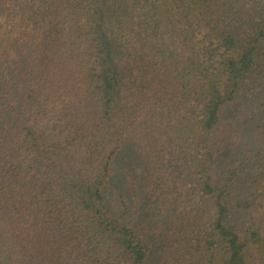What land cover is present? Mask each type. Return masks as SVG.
I'll list each match as a JSON object with an SVG mask.
<instances>
[{
	"label": "trees",
	"instance_id": "16d2710c",
	"mask_svg": "<svg viewBox=\"0 0 264 264\" xmlns=\"http://www.w3.org/2000/svg\"><path fill=\"white\" fill-rule=\"evenodd\" d=\"M0 264H264V0H0Z\"/></svg>",
	"mask_w": 264,
	"mask_h": 264
},
{
	"label": "rangeland",
	"instance_id": "374dc122",
	"mask_svg": "<svg viewBox=\"0 0 264 264\" xmlns=\"http://www.w3.org/2000/svg\"><path fill=\"white\" fill-rule=\"evenodd\" d=\"M252 109H253V107L251 108V110ZM230 115L232 116L234 114L231 113ZM234 119L237 121V117H235ZM255 127H256V125L253 128L255 129ZM237 144H239V143H237ZM234 148H236V145L233 144L232 145V150H230V152L233 151ZM228 154H226V155L228 156ZM224 161H225L224 159H217L215 173L218 176H219V174L221 172V171H218V170L224 168V166L221 165V164H225ZM116 170H117V173H118L119 176L117 178L116 184H114L115 188L120 187V186H123L125 188V185H126L127 182H129V181L134 182V178L136 177V173L137 172H136V167L133 166V164L131 162L130 154L128 152H124L122 154L121 160L117 164ZM245 191H243L242 194H244ZM241 217H247V218L249 217L248 220L249 221L251 220L250 215H242Z\"/></svg>",
	"mask_w": 264,
	"mask_h": 264
}]
</instances>
